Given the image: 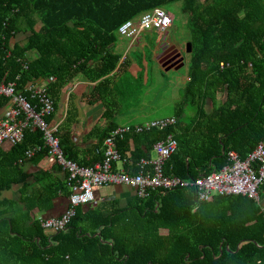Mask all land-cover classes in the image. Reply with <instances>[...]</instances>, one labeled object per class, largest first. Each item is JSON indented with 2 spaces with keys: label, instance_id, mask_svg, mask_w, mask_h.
<instances>
[{
  "label": "trees",
  "instance_id": "trees-1",
  "mask_svg": "<svg viewBox=\"0 0 264 264\" xmlns=\"http://www.w3.org/2000/svg\"><path fill=\"white\" fill-rule=\"evenodd\" d=\"M173 6L186 17L190 49L189 81L175 105V121L118 138L117 163L137 174L140 160L171 135L177 147L164 164L165 175L192 181L219 170L229 150L243 158L264 140V0H0V83L14 82L17 94L39 106L29 86L43 80L54 105L45 119L57 124L54 135L64 157L91 167L103 160L104 140L116 125L96 133L90 160L79 157L71 137V101L57 123L62 91L78 76L94 81L128 63L119 27L155 8L169 13ZM7 102L0 97V109ZM10 145L0 150V264H264L260 205L244 195L198 202L192 187L149 191L107 216L101 207L80 205L64 230L46 231L32 211L48 212L59 196L68 201L67 174L64 181L49 171L29 175L19 164L33 147L39 150L30 163L47 155L36 127ZM14 185L20 186L19 209L2 197ZM259 197L264 202V184Z\"/></svg>",
  "mask_w": 264,
  "mask_h": 264
},
{
  "label": "built area",
  "instance_id": "built-area-1",
  "mask_svg": "<svg viewBox=\"0 0 264 264\" xmlns=\"http://www.w3.org/2000/svg\"><path fill=\"white\" fill-rule=\"evenodd\" d=\"M172 15L162 8H155L144 13L137 22H126L118 29V33L130 40L138 38L142 32L155 30L164 32L172 24ZM223 65H221V68ZM41 80V79H40ZM39 80L30 82L31 99L37 98V105H31L25 97L17 94L15 83H0V97L7 98L5 107L0 109V145L21 142L24 131L28 127H36L43 134L47 156L67 174L71 193L68 206L59 216L40 219L41 227L49 232L64 230L75 214V208L91 203L94 200V189L106 185H123L135 192L139 198H144L149 191L163 189L172 190L176 187H192L196 201L204 202L213 196L244 195L256 201L262 210L264 202L260 201V187L264 184V140L245 157L229 150L226 154V164L219 170L202 173L192 181H181L176 176L164 174V164L176 151V140L171 136L153 146L155 159H141L140 170L130 175L124 170H112L113 163L121 160L116 148V140L129 132L141 133L152 128H164L173 124L174 118H164L144 123L142 126H123L113 129L104 140V157L91 167L78 165L66 159L59 145V139L54 135L57 124H50L46 116L54 111L52 100L46 93L45 85ZM37 149L26 152L32 156ZM264 218V215H263Z\"/></svg>",
  "mask_w": 264,
  "mask_h": 264
},
{
  "label": "crops",
  "instance_id": "crops-1",
  "mask_svg": "<svg viewBox=\"0 0 264 264\" xmlns=\"http://www.w3.org/2000/svg\"><path fill=\"white\" fill-rule=\"evenodd\" d=\"M122 47H125L124 43H122ZM125 50L126 49H124V52ZM175 50L177 53H180L181 51V49L178 48L177 44ZM124 52L122 51L123 57L125 56ZM155 53L157 54L156 51H154V54ZM153 61H155V63H153V66L155 64V68L159 69L160 71H173L177 73L175 79L173 78L175 82L174 84H177L179 88L177 92L178 99L172 107V112L174 113V110L176 108L175 105L178 101H180L183 88L186 82L189 81L188 70L184 74L180 73V69L184 65V63L179 66V68L175 69V67L180 63H168V61L160 63L157 62V60ZM136 64L138 65L139 63ZM131 65L135 66V63H118L111 73L94 81L88 80L82 75L78 76L76 80L68 84L62 91L63 99L62 103H60L59 111L57 112V117L59 118L57 123L59 124L64 118L68 101L69 103L71 101V104L74 106L76 115V120L71 129V137L73 142L76 144L79 157L84 158L85 160H90V158L93 156L91 154V150L93 149V146H95L99 142V138H97L96 133H100L104 129V127L111 122L116 125V127L114 128L116 129L117 127L123 126H142L146 122L162 120L169 117L174 118L173 115L152 118L153 114L150 115L149 111L152 109L155 110V106L150 104H143L141 106L140 103L138 104V106H134L133 108L130 107L128 99L132 98V96L135 97V94L136 96L151 97L152 99H156L157 96H159L158 90H156L157 88H154L153 83L156 80L153 79L151 81L149 79H145L143 80L142 84H136L140 82L141 79H133L134 76L130 73V71H132V68L129 70V66ZM131 77L133 80H131ZM39 81L44 83L43 80ZM138 86L144 87L141 89H137L136 87ZM150 86L153 88H151ZM70 97L71 99H69ZM220 98L221 97L218 98V101H220ZM222 99L223 98H221V100ZM210 104V102H207L206 104L207 111H209L210 109ZM187 114L191 116L193 112L188 111ZM94 131L95 135H92V132ZM10 148L11 145L6 142L0 145V150L3 152L9 151ZM31 149H37V147L27 149L24 153V159L19 160V164L25 169L26 174L32 175L37 170H43L49 171L51 176L56 180H65L66 173L63 172L61 168L57 164H55L47 155L41 158L36 164L30 163V158H32L33 155L27 156L26 152L30 151ZM155 158L156 153L152 151L150 153L149 159ZM115 167L117 170H123L122 163H117ZM29 180L32 183L33 177L29 178ZM135 196V192L126 186L106 185L103 187L95 188L94 200L91 203L83 205V208L86 210L101 207L102 215L107 216L112 211L127 207ZM2 197L12 200L14 203H16V208L19 209V206H21L19 204V200L21 198L20 186H12L10 190L4 191L2 193ZM67 206V199L63 196H59L54 200L51 210L45 212L39 211L37 208H35L32 211V215L36 219H41L44 217H56L61 215L66 210Z\"/></svg>",
  "mask_w": 264,
  "mask_h": 264
},
{
  "label": "rangeland",
  "instance_id": "rangeland-1",
  "mask_svg": "<svg viewBox=\"0 0 264 264\" xmlns=\"http://www.w3.org/2000/svg\"><path fill=\"white\" fill-rule=\"evenodd\" d=\"M168 10L170 11L169 13H171V15L173 16V26L170 27L167 31L159 33L152 31L142 32L138 36V38L133 40L120 38V41H123L125 47H119L123 50V52L124 49H126L124 53L127 54V60L129 61L128 63H135V66H129V70L132 68V71H130V73L134 76L133 79H141V81L136 84H142L143 80L145 79H149L151 81L153 79L156 80L155 82H153L154 88H157L156 90H158L159 93V96H157L156 99H152L151 97L136 96V94L135 97L132 96V98L128 99L131 108H133L134 106H138V104L140 103L141 106L143 104H150L155 106V110L152 109L149 111L150 115L153 114L152 118L173 115L172 107L178 99L177 92L179 88L177 84H174V79L177 73L173 71L162 72L159 69L155 68V64L153 66V63H155V61H150L149 51L152 52L153 60H157V62L163 63L164 61H168V63H179L178 56L169 61V56H172V53L176 49L177 44L178 48L182 51L184 63V65L180 69V73L184 74L187 72L190 62L189 53H187L185 50V45L189 38V33L186 26V17L181 13L179 7H169ZM154 51H156L157 54H154ZM161 51L163 52L162 54ZM136 63L139 64L137 65ZM151 64L153 67L151 66ZM133 79L131 77V80ZM143 87L144 86H138L136 88L141 89ZM221 98L220 101H222Z\"/></svg>",
  "mask_w": 264,
  "mask_h": 264
},
{
  "label": "water",
  "instance_id": "water-1",
  "mask_svg": "<svg viewBox=\"0 0 264 264\" xmlns=\"http://www.w3.org/2000/svg\"><path fill=\"white\" fill-rule=\"evenodd\" d=\"M185 50H186L187 53L190 52V49H188L186 47H185ZM178 60H179L180 64L178 66H176L175 69L179 68V66H181L183 64V62H182L183 61V57L180 56V53H179V59Z\"/></svg>",
  "mask_w": 264,
  "mask_h": 264
},
{
  "label": "flooded vegetation",
  "instance_id": "flooded-vegetation-1",
  "mask_svg": "<svg viewBox=\"0 0 264 264\" xmlns=\"http://www.w3.org/2000/svg\"><path fill=\"white\" fill-rule=\"evenodd\" d=\"M162 53H163V52L161 51V54H162ZM178 54H179V53H177L176 50H174L173 53H172V56H169V61H171V60H173L175 57H177ZM170 58H171V59H170Z\"/></svg>",
  "mask_w": 264,
  "mask_h": 264
},
{
  "label": "bare ground",
  "instance_id": "bare-ground-1",
  "mask_svg": "<svg viewBox=\"0 0 264 264\" xmlns=\"http://www.w3.org/2000/svg\"><path fill=\"white\" fill-rule=\"evenodd\" d=\"M122 161H123V160H122ZM122 161H121V162H122Z\"/></svg>",
  "mask_w": 264,
  "mask_h": 264
}]
</instances>
